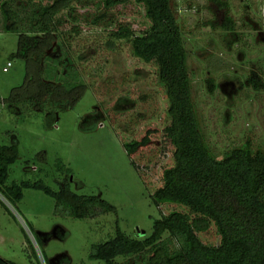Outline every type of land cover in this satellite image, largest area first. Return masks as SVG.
I'll return each instance as SVG.
<instances>
[{
    "label": "rangeland",
    "instance_id": "obj_1",
    "mask_svg": "<svg viewBox=\"0 0 264 264\" xmlns=\"http://www.w3.org/2000/svg\"><path fill=\"white\" fill-rule=\"evenodd\" d=\"M219 1L172 0L182 27L191 99L217 158L247 140L264 150V0ZM84 3L57 14L61 34L43 57L45 77L82 84V94L67 108H57L49 99L40 106L1 102L0 146L16 147L9 183L41 180L54 191L67 185L78 195L105 200L114 210L76 218L54 213V198L40 189H23L15 205L0 195V257L16 264H103L88 258L92 244L117 229L142 239L160 214L188 212L173 203L156 207L151 200L162 167L172 163L163 138L154 135L157 143L132 160L123 146L147 129L161 130L169 123L157 65L134 56L128 41L112 40V28L88 24L86 17L103 8L101 0ZM107 13L136 33L149 25L135 0ZM226 15L233 29H225ZM74 26L78 32L70 30ZM17 46V33L0 31L2 100L25 80L26 64L17 56ZM7 62L11 66L4 71ZM252 77L260 88L248 83ZM197 234L204 243L218 242L213 224Z\"/></svg>",
    "mask_w": 264,
    "mask_h": 264
},
{
    "label": "trees",
    "instance_id": "obj_2",
    "mask_svg": "<svg viewBox=\"0 0 264 264\" xmlns=\"http://www.w3.org/2000/svg\"><path fill=\"white\" fill-rule=\"evenodd\" d=\"M84 1L19 0L17 6L16 0H0V31L18 34L17 56L26 64L23 84L0 103L40 106L49 99L55 107L67 108L82 94V84L55 83L45 77L43 57L61 34L57 14L74 3L84 5ZM127 1L101 0L103 11L85 20L112 28L108 32L112 40L128 41L134 56L156 63L168 100L169 123L161 130L147 129L123 146L132 160L134 154L157 143L154 135L163 138L172 163L162 167L151 200L156 207L173 203L188 212L160 214L153 220L151 233L142 239L117 229L106 240L92 244L88 258L103 264H264V150L247 140L216 157L201 132L191 99L182 27L172 0H135L149 21L140 33L108 16L111 8ZM225 23V29H233L230 16L226 15ZM70 30L78 32L79 28ZM248 83L261 87L254 77ZM16 155L14 144L0 146V195L7 203L15 205L21 201L23 189L35 188L54 198V213L59 215L85 218L114 210L105 200L78 195L67 185L54 191L41 180L9 183V165ZM211 224L218 242L207 244L197 233L207 231ZM0 264L16 263L0 257ZM37 264H41L39 260Z\"/></svg>",
    "mask_w": 264,
    "mask_h": 264
},
{
    "label": "built area",
    "instance_id": "obj_3",
    "mask_svg": "<svg viewBox=\"0 0 264 264\" xmlns=\"http://www.w3.org/2000/svg\"><path fill=\"white\" fill-rule=\"evenodd\" d=\"M11 66L10 62H7L6 66L3 68L4 71H7L8 67Z\"/></svg>",
    "mask_w": 264,
    "mask_h": 264
}]
</instances>
